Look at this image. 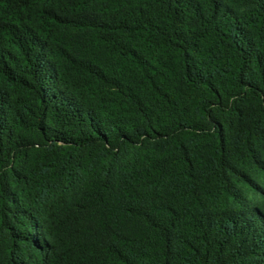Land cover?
<instances>
[{
    "label": "trees",
    "instance_id": "16d2710c",
    "mask_svg": "<svg viewBox=\"0 0 264 264\" xmlns=\"http://www.w3.org/2000/svg\"><path fill=\"white\" fill-rule=\"evenodd\" d=\"M0 264H264V0H0Z\"/></svg>",
    "mask_w": 264,
    "mask_h": 264
}]
</instances>
